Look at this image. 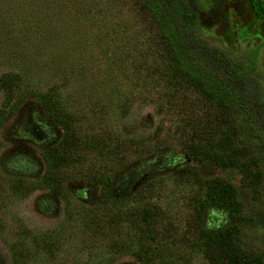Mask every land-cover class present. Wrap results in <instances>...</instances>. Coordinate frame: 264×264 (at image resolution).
<instances>
[{"label": "rangeland", "instance_id": "rangeland-1", "mask_svg": "<svg viewBox=\"0 0 264 264\" xmlns=\"http://www.w3.org/2000/svg\"><path fill=\"white\" fill-rule=\"evenodd\" d=\"M139 5L0 0V78L15 81L10 97L0 87V264H10L18 231L31 239L58 230L68 239L65 249L31 264H140L131 252L143 243L161 250L162 263L206 264L194 247L199 190L191 174L180 178L176 170L223 176L211 163L197 166L189 151L216 141L218 133L206 127L215 113L194 90L173 83L156 30ZM175 6L186 27L264 77V21H255L248 0H176ZM42 97L57 102L67 128L45 115ZM65 134L66 154L76 162L60 175L63 197L46 212L48 195L38 178L14 175L24 168L40 177L44 145ZM131 169L141 172L135 187L143 200L97 203L96 178L112 172L121 179ZM148 183L151 196L141 188ZM146 211L153 241L142 237ZM219 214L209 218L228 222ZM242 224L247 248L264 253V224ZM113 243L128 249L115 251Z\"/></svg>", "mask_w": 264, "mask_h": 264}, {"label": "trees", "instance_id": "trees-1", "mask_svg": "<svg viewBox=\"0 0 264 264\" xmlns=\"http://www.w3.org/2000/svg\"><path fill=\"white\" fill-rule=\"evenodd\" d=\"M139 2L147 22L156 30L173 83L194 90L215 113L214 121L206 127L211 134L218 133L216 141L207 139L201 145L190 146L189 151L197 166L207 167L206 164L211 163L223 176L203 177L185 168L176 170L180 178L191 174L199 190L193 207L198 234L194 247L200 249L206 264H264L263 252L247 248L242 224L246 221L253 226L264 224V90L259 82L264 77L253 74L243 62L234 60L228 52L208 44L192 28L186 27L175 6L176 0ZM248 4L255 21H264V1L248 0ZM14 85L12 76L0 78V87L7 97L12 95ZM41 102L45 115L63 129L67 128L57 102L46 97H42ZM67 140L65 134L57 144L44 145V169L40 177L28 174L29 170L24 168L19 170L21 175H14L21 181L38 178V188L48 195V202L44 204L46 212L52 211L63 197L64 177L60 175L76 162L66 154ZM140 173L131 169L121 179L112 178V172L96 178L102 198L99 197L97 203L104 206L111 202L143 200L142 193L135 187ZM236 175H239L237 183ZM21 181L16 184L19 189ZM141 188L148 196L154 190L149 183ZM213 212L227 216L228 222L211 220L209 215ZM145 213L142 221L147 223V228L142 237L153 241L156 232L151 212ZM3 226L0 220V235ZM58 231L31 239L28 233L18 231L10 245V264H31L40 257L54 258L68 244V239L61 235L62 230ZM112 248L115 251L128 249L118 243H113ZM131 253L140 264H155V261L168 264L162 263L161 250L148 243Z\"/></svg>", "mask_w": 264, "mask_h": 264}]
</instances>
